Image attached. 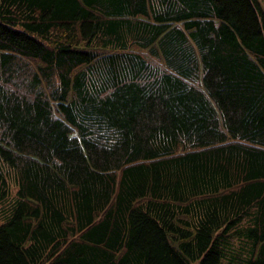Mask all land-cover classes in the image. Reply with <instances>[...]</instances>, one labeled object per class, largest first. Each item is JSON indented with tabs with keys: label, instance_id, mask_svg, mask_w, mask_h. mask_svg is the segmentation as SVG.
Here are the masks:
<instances>
[{
	"label": "trees",
	"instance_id": "obj_1",
	"mask_svg": "<svg viewBox=\"0 0 264 264\" xmlns=\"http://www.w3.org/2000/svg\"><path fill=\"white\" fill-rule=\"evenodd\" d=\"M0 264H264L260 0H0Z\"/></svg>",
	"mask_w": 264,
	"mask_h": 264
},
{
	"label": "rangeland",
	"instance_id": "obj_2",
	"mask_svg": "<svg viewBox=\"0 0 264 264\" xmlns=\"http://www.w3.org/2000/svg\"><path fill=\"white\" fill-rule=\"evenodd\" d=\"M261 4H262V7L264 9V0H260Z\"/></svg>",
	"mask_w": 264,
	"mask_h": 264
}]
</instances>
